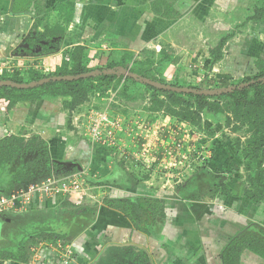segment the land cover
<instances>
[{"label":"crops","instance_id":"crops-1","mask_svg":"<svg viewBox=\"0 0 264 264\" xmlns=\"http://www.w3.org/2000/svg\"><path fill=\"white\" fill-rule=\"evenodd\" d=\"M53 27L63 29L61 38L54 39L55 52L20 53L30 34ZM216 35L217 44L229 38L222 59L211 63L209 48L215 45L206 41ZM185 39H190V46ZM164 42L188 57L190 71L208 64L211 73L229 81L252 76L257 73L256 62H264V0H0L3 73L55 70L63 52L77 46L84 48L86 66L92 68L97 62L106 63L108 54H112L108 62H118L125 53L160 50ZM103 45L108 51L98 48ZM36 49L40 47L32 50ZM91 102L112 112L122 101L113 104L108 95L101 100L91 97L72 112V129L61 127L58 134L54 128L42 129L53 169L80 173L78 190L51 198L36 193L25 211L1 220L0 264H26L22 242L41 230L59 232L74 259L65 263L58 250L45 249L35 264H230L232 250L246 236L264 239V202L246 198L249 185L233 147L237 137L245 138L225 125L224 115L203 112L198 127L162 110L147 109L141 99L127 100L121 105L123 112L116 113L131 129L123 138L120 156L117 150L89 144L74 128L79 113ZM41 105L20 108L10 118L0 114V137L30 124L32 112ZM218 116L222 119L214 127ZM200 136L205 143H198ZM143 146L148 151L145 163L138 160ZM200 149L206 150L204 163ZM190 163L195 166L191 174ZM88 183L94 185L91 192ZM115 200H161L165 218L141 212L144 231L135 230L120 211L107 206ZM239 264H264V254L242 249Z\"/></svg>","mask_w":264,"mask_h":264},{"label":"trees","instance_id":"trees-1","mask_svg":"<svg viewBox=\"0 0 264 264\" xmlns=\"http://www.w3.org/2000/svg\"><path fill=\"white\" fill-rule=\"evenodd\" d=\"M255 12L253 16L254 19L258 18L257 11ZM163 15L165 16L167 14L163 13ZM62 34L63 29L59 27L45 28L42 34L38 32L32 33L30 37L25 40L24 45L21 47V51L27 53L31 52L37 45L40 47L41 53L47 54L55 52L57 50V45L53 40L61 38ZM228 38L229 35L222 38L214 47L209 48L211 63H215L222 59V49ZM83 58L84 48L77 46L73 49V53L70 54L69 65L65 64L63 68H59L55 73L47 77L37 75L31 70L26 71L25 75L29 76L27 82H25L23 72H13L11 75L4 73L0 77V80L11 81L14 84L31 83L52 76H78L93 72L95 75L79 80L52 81L28 89L0 87V107H2L5 112H8L19 103L32 101L41 102L46 96H67L70 98L68 108L70 111H73L90 98L89 92L86 89V84L89 82L90 85L92 81L100 79L108 83H100L95 86L93 93L106 92L107 89H112L114 91L119 89L111 84L115 79L120 81L123 77L119 79L115 77L111 71L116 70V68H121V64L126 61L124 57L121 58L120 65L110 64L106 69L88 68L85 62H83ZM256 69V74L244 77L235 83H230L231 81L225 78H214L207 83L206 87L201 86L202 83H200V87H188V91L186 92H175L164 89V82L147 77V74L150 72L148 68H145L142 72L139 70H128V73L132 76H126L123 80L124 82L127 80H141L148 89L153 92H162L170 99L175 98L178 94L190 97V103H178L179 106L176 109L174 107L164 108L168 115L176 118L180 122L199 127L202 121V113L207 112L214 115H224L226 126H230L231 122L241 127L245 126L247 128V135L243 141L239 137L234 140V151L236 155L242 159L244 170L247 173L252 172L256 168L260 170L257 173V179L261 181L264 178V171L261 169L264 162V62L258 60L256 62ZM119 94L120 90L117 100L120 99ZM238 129L239 128L232 127V131L234 132ZM6 140H9V138ZM53 168L52 165L49 171L35 179L17 182L15 187L8 189L5 193L20 187L25 182H38V180L43 179L51 172H58ZM248 179L250 181V186L246 192V198L253 203L264 202V188L261 189L257 187L253 178L249 177ZM106 204L108 207L120 211L123 216L131 222L135 230L142 232L144 230L141 228V212L149 214L152 218H165L163 201L161 200H142L133 202L115 200L106 202ZM245 248L258 252L259 254H264V241L259 240L257 237H253L249 241L244 239L239 246L232 250L230 264H239L240 253L242 249ZM22 260L24 261V259Z\"/></svg>","mask_w":264,"mask_h":264},{"label":"rangeland","instance_id":"rangeland-1","mask_svg":"<svg viewBox=\"0 0 264 264\" xmlns=\"http://www.w3.org/2000/svg\"><path fill=\"white\" fill-rule=\"evenodd\" d=\"M186 37L189 38L190 35H186ZM219 37H220L219 35H216L215 37H213V39L212 37H210L206 41V44L210 46L216 45ZM184 42H185V45L190 46V39L189 40L185 39ZM160 46H161L160 50L144 49L142 51L140 50L137 54H129V53L123 54L121 58L124 57L126 61L123 64H121V68L125 70H135V71L139 70L140 72H142L145 68H148L150 72L147 74V77L153 80H156V81H162L164 82L165 85L177 86V87H182V88L200 87V83H202L201 86L206 87L207 83H209L210 80H213L214 78L220 79L218 76H216V74L211 73V71H209L208 64L206 66L204 65L201 66L198 64V67L200 68L199 70L197 68L196 70L190 71V66H187L188 63L190 65V61H187L188 57L185 56V54H181V55H179L180 53L176 54L177 50L175 49V47H171L170 43L166 44L164 42L163 46L162 45ZM98 48H101V49L104 48V50H107V51L109 49L108 47H106V45H103L101 47L98 46ZM39 53H41V51H39L38 53L22 52L21 54L23 55L25 54V56L27 55L36 56ZM63 53H64V57L61 60V64L55 70H47L48 68L45 69L44 67H40L38 68L39 71H34L33 73L40 75V76L47 77L55 73V71H57L59 68L60 69L63 68L65 64L69 65L70 54L73 53V50H65ZM104 53L106 55L108 54V52L107 53L104 52ZM108 55L106 56V61H107L106 63L101 64L100 62L99 63L97 62V64H94L95 67H93V65L91 66L92 69H106V67L110 64L120 65L121 59L118 62H114V60H111V62H108L109 61L108 59L112 57V54L110 56ZM113 59H115V57ZM85 61H86V56H84L83 58V62ZM87 64L88 62L85 63V65ZM121 68H116V70L111 71V73L119 79L120 77H123V78L126 77V75L122 74V72L119 70ZM4 73L7 75L13 74V73H8L7 71ZM23 74H24L23 77L25 79V82H27V80L29 79V76L25 75L26 72H23ZM235 80L237 79L231 78L230 83H235L238 81V80L237 81ZM89 83L86 84V89L89 92L90 98L94 97L97 100H101L106 96L105 92H99V97H96L95 92L93 93V90L95 86L99 85L100 83L108 84L107 81H103L99 79V80L92 81L90 85ZM126 83L128 84H124V80H122V83H121V80L118 81L117 79H115V81L111 84L114 87L119 88L120 90L119 97L122 101L121 103L119 102L120 103L119 105H114L112 107L111 111L114 114L116 113L121 114L123 112L121 109V105L122 104L124 105V103L127 100L131 102H135L137 101V99L138 100L141 99L143 103H145V107L146 108L148 107L147 109L150 108L152 110H157V109L164 110L165 107H174L176 109L181 103L182 104L190 103V97L186 95L178 94V96H176L175 98L170 99L167 97V95H165L162 92H153L152 90L148 89L141 80H129V81L127 80ZM41 102H42V105L36 106V110L32 112L33 118H31L32 121L30 120L31 121L30 124L19 126L17 128V132H15L14 134H9L6 137H0V181L2 182L0 183V186H2L0 188H2L4 192L8 191V189H12L13 187H15L14 185L16 184L15 182H20V181H24L28 179H35L37 177H40L47 171H49V169L51 168L52 163L50 161V154L48 152L49 151L48 146L46 145V142L44 140L45 136L43 134L42 129L49 128L52 132V128H54L53 131L56 134H58V132L61 130V127H64L67 130L72 129L71 115H72V112H74L76 109L73 111L69 110L68 108V105L70 104L69 97L67 96L65 97L64 96H55V97L46 96L43 98V100H41ZM32 103H35V102L32 101V102L19 103L12 110L8 112H5L4 109L0 107V114H2V116L4 117L5 116L11 117L12 115H13L12 117H14L15 115L13 113L18 112V109L23 108V107H30L32 106ZM92 103L93 102H91L90 104ZM86 107L87 106H85L82 110H85ZM163 112L166 115H168L165 110ZM47 118H48V121L52 122V124L46 123L48 122ZM215 119L216 120L214 121V127H218L219 126L218 123L220 121L219 119H222V118H219L218 116V118H215ZM224 123L226 125V121ZM228 127L231 131H232V127L239 128L237 130L239 136L242 138L246 137L247 128L245 126L241 127L240 125L234 124L233 122H231L230 126ZM192 137L193 135L190 134V139H192ZM7 138H9V140H6ZM197 140L199 144H202L203 141L205 143V140L201 136L198 137ZM123 147L124 146L121 143L120 148L123 149ZM198 151L200 154H202V156H199V158L202 157L203 159L202 162L203 163L206 162L207 161L206 150L200 149ZM193 158H194V155L193 154L190 155V160H193ZM184 162L185 161L183 158L180 163H182L183 165ZM191 163H190L191 168L190 166H188V169L190 170V174L193 172L195 168V166L194 165L192 166ZM160 169L162 168H159V170ZM261 169H263L264 171V167H261ZM259 171L260 170L256 168L252 172L247 173L243 167V174L246 177L248 185L250 186V181L248 178L251 177L254 179L255 185L263 189L264 188V178L261 181L257 179V173ZM183 175L186 178V175L185 174ZM8 179L12 180L11 184L10 185L8 184L5 187L3 183ZM93 186H94L93 184L88 183V185H86L87 192H91ZM71 211H74V210L67 209V212H71ZM71 218L74 219L73 216ZM50 231L61 235L59 232H56L53 230H50ZM262 235H264V233H262ZM252 238H253L252 236H246L245 239L249 241Z\"/></svg>","mask_w":264,"mask_h":264},{"label":"built area","instance_id":"built-area-1","mask_svg":"<svg viewBox=\"0 0 264 264\" xmlns=\"http://www.w3.org/2000/svg\"><path fill=\"white\" fill-rule=\"evenodd\" d=\"M15 70L19 72L18 69H10L8 73H13ZM2 75L3 71L0 68V77ZM118 93L119 89L115 91L107 89L105 92L108 95L109 101L113 104L118 102ZM95 96L99 97V92H95ZM94 105L93 103L87 105L85 110L79 113V118H76L74 128L89 144L117 150L119 155L121 154L120 156H122L123 149L120 148V144L123 138L131 134L130 127L121 115L108 112L107 109L96 108ZM147 154V148L143 146L138 160L145 163ZM201 158L200 160L203 161ZM79 174L51 172L43 179L38 180V182H25L10 192H1L0 221L9 219L11 215L25 211L26 206L30 203L31 197L36 193L48 198L76 193L80 186ZM21 249L26 264L38 263L40 260V251L45 249L58 250L62 261L65 263H69L74 259V252L67 241L62 235L52 231H42L40 234L31 236L30 239L22 242Z\"/></svg>","mask_w":264,"mask_h":264},{"label":"water","instance_id":"water-1","mask_svg":"<svg viewBox=\"0 0 264 264\" xmlns=\"http://www.w3.org/2000/svg\"><path fill=\"white\" fill-rule=\"evenodd\" d=\"M40 51V49H36L31 50V53L36 52L38 53ZM122 74H125L126 76H132L131 74L128 73V70L125 69H119ZM95 75V73H89V74H81L78 76H63V77H59V76H53V77H49V78H45V79H41L39 81H35V82H31V83H22V84H14L11 81H6V80H0V87H12V88H18V89H28V88H35L44 84H47L49 82L52 81H71V80H79V79H86L89 76H93ZM146 82V80H145ZM155 84V83H153ZM158 85V84H157ZM164 89L166 90H171V91H175V92H186L188 91L187 88H178V87H172L169 85H164L163 86Z\"/></svg>","mask_w":264,"mask_h":264},{"label":"flooded vegetation","instance_id":"flooded-vegetation-1","mask_svg":"<svg viewBox=\"0 0 264 264\" xmlns=\"http://www.w3.org/2000/svg\"><path fill=\"white\" fill-rule=\"evenodd\" d=\"M23 52V51H22Z\"/></svg>","mask_w":264,"mask_h":264}]
</instances>
